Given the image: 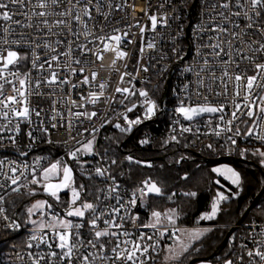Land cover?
Returning <instances> with one entry per match:
<instances>
[{
    "label": "snow or ice",
    "instance_id": "obj_1",
    "mask_svg": "<svg viewBox=\"0 0 264 264\" xmlns=\"http://www.w3.org/2000/svg\"><path fill=\"white\" fill-rule=\"evenodd\" d=\"M123 7L124 4H114L112 0H0V144L7 139L15 145L17 136L22 131L21 124L30 126L25 134L33 143L36 140L33 128L44 134L48 133L42 118L44 109L37 110L33 107L31 98L45 97L42 85L51 89L52 95L57 89L62 91L63 85L71 84L72 89H76L78 84L72 83L68 75L62 77L60 69L69 75L81 74L83 78L79 83L83 85L91 86V82L96 80L98 75L96 71L91 72V77L83 75L86 65L91 61L87 59L82 61L73 57L74 50H78L84 56L91 53L101 61L103 53L111 51L115 54L113 66L117 60L128 55L121 50V44L125 40L127 43L133 42L129 39L130 33L118 27L105 31L110 23L109 18L112 12ZM205 7L213 10L208 14L209 20L219 22L214 23L210 28L215 35L209 37V43L201 45L202 48H209L210 51L207 54L199 53L203 58V67L197 72L196 95L203 96V103L192 105L181 100L175 112L189 122L206 113L219 114L218 122L211 128V134L216 137L225 135L230 145L229 151H232L236 150V138L242 135L249 137L255 135L257 139L264 141V135L260 134L264 131L262 127L264 126V0H212ZM13 8L24 17L23 20L16 18ZM98 17L102 18L103 23ZM149 19L153 31L158 23L167 26L166 15L159 19L156 15H151ZM241 20L244 21L243 25ZM17 28L33 29V31L21 32L17 35ZM204 30L209 29L205 26ZM144 31L145 29L140 27L141 36ZM68 35L73 37L72 41L62 39ZM81 36H83V42H81ZM51 37L56 39L52 40ZM88 44H93L96 50L89 48ZM13 46L22 47L24 52L21 53L17 47ZM61 46L64 47L63 51L60 50ZM146 47L153 49L154 41H148ZM41 50L45 52V55H41ZM143 51L144 46L140 48V52L143 53ZM27 62L31 63V69L22 71V65ZM72 64L81 66L76 68L72 67ZM143 70L148 69L145 67ZM217 70L219 75H216ZM33 71L37 72V76L33 77ZM201 72H207V78L201 77ZM130 75L127 72L122 73L120 82L123 83L124 77ZM129 83L131 84V80ZM213 84L217 89L215 96H223V101L213 103L201 91L204 88L211 95ZM96 87L98 91H90L87 96H79L84 103L78 104L75 99H72V107H67L69 103L67 96L52 100V111L55 115L51 119L55 120L57 116L67 119V126L70 129L73 127V120L81 123V118L91 121L98 113L87 111L86 105L89 103L95 105L103 96L107 85L100 83ZM221 88L222 91L219 90ZM230 88L231 100L229 101ZM9 89L11 94H8ZM115 91L124 95L125 100L137 94L142 97L143 119H150L155 115L157 104L149 97L147 91L136 90L134 85L131 88L117 87ZM188 99L190 100L191 97ZM57 103L65 106L67 116L65 112L55 108ZM136 107L137 104L133 103L131 107H127V112H132ZM229 107L230 113L226 111ZM73 108L76 111H73ZM80 109L84 110L80 111ZM123 119L127 127L120 123L114 125L121 132L131 131L134 125L142 122L141 117L130 120L127 114L123 115ZM106 123L110 121L105 120L101 127ZM211 123L209 121V124ZM241 125H246L243 132ZM52 127H56V124H52ZM191 131H193L191 127L182 126L181 128L182 133ZM5 132L11 134L5 137L3 135ZM84 132H88L91 139L80 141L72 137L79 146L70 149L67 157L79 167L84 181L91 182L93 191H89L88 183L77 182L73 167L63 159L56 160L47 167H40L39 161L36 162L35 167L30 168L25 165L24 168L32 177L25 185H19L20 177L27 178L25 171H21L15 162H10L8 164L10 175L4 173L2 169L5 162L0 160V175L6 176L9 181L7 187L11 188L12 192L25 187L29 189L30 195H35L36 188L30 186L36 185L43 193L57 201H60L61 192L70 194L65 202L66 210L63 216L57 213L46 214L44 209L52 208L46 200L36 201L27 209L29 216L40 212L42 219L31 221L35 225V230L26 242V248L29 251L24 255L17 252L16 256L21 264H149V261L154 260L151 252L156 251L159 244V241L155 243H149V241L155 240L157 233L164 236L169 231L167 228L164 231L159 230L162 218L173 227L175 226V209L164 213L153 211V220L141 225L142 228L153 229V234L140 232L132 238L133 233L125 229L124 225L139 217L131 216L129 209L134 207L138 200L143 201L151 194L161 195L162 189L150 178L146 179L131 193L128 201L124 202L119 195L116 178L109 168L101 166L89 168L86 165L90 162L81 160L82 155H99L95 152L96 134L99 129L93 126L91 130L83 129L82 132H78V135H83ZM229 133L231 135H228ZM171 139L176 140V136H172ZM48 142L51 143V140ZM140 143L147 144L149 141L145 139ZM207 147L213 149L212 144H208ZM239 151L241 155H244L248 150L240 149ZM20 154L27 155V153ZM254 154L264 158V151L260 149H257ZM126 160L151 167L150 162L134 161L130 155L126 157ZM116 163L115 159L111 161L112 165ZM261 163L264 164V159ZM212 171L223 176L233 185H241V174L231 167H215ZM17 172H20L19 176L16 175ZM96 178H99L106 186L103 188L96 186ZM183 178L187 179V176ZM108 181L112 183L108 184ZM17 185L19 186L14 187ZM4 187L5 185L0 184V189ZM5 195L6 193L0 195V217L7 220L8 217L4 215L5 209L2 206ZM93 195L95 196L93 200L87 198ZM185 195L195 196L196 193ZM228 198L223 192H218L216 200L211 205L210 213L203 218L213 219L217 215L219 203ZM109 199H114L116 204L106 203ZM9 227L18 228L19 225L12 222ZM85 227L89 229L87 235H83L81 231ZM178 231L179 229H176L171 235L175 237ZM203 234L204 232L200 230L187 233L191 239H199ZM261 235H264V230ZM176 239L179 250L169 245L164 260L182 264L181 256L187 252L188 246L181 243L178 237ZM252 242L253 248H248L244 242L239 244V264H264V240L253 239ZM32 249L38 251H31ZM224 264H237V261L227 259Z\"/></svg>",
    "mask_w": 264,
    "mask_h": 264
},
{
    "label": "built area",
    "instance_id": "obj_2",
    "mask_svg": "<svg viewBox=\"0 0 264 264\" xmlns=\"http://www.w3.org/2000/svg\"><path fill=\"white\" fill-rule=\"evenodd\" d=\"M112 2L114 4H124V7L112 12L109 18L110 23L105 31H110L112 27H118L122 31L126 30L130 33L129 39L133 42L127 43L125 40L121 44V50L127 52L128 55L123 59L117 60L113 66L112 61L115 58V54L111 51L103 53V60L101 61L97 60L91 53H87L84 56L78 50H74L72 53L73 57L79 58L82 61L85 59L91 61V63L86 65L83 75L91 77L92 71L98 73L96 80L91 82V86L79 83L83 78L81 74L69 75L63 69L59 70L61 76L68 75L72 83L78 84L76 89H72L71 84H67L62 86V91L57 89L55 94L52 95L51 89L43 85L41 86L45 97L33 96L31 98L32 106L37 108V110L44 109L42 118L44 119V127L48 128V133L44 134L33 128V134L36 137L33 143L25 134L30 126L21 124L22 131L17 136L15 145L7 139L0 144V160L5 162L2 171L10 175L8 173V164L10 162H15L21 171H25L27 178L20 177L19 185L28 184V181L32 178L28 174V170L24 168L25 165H28L30 168L35 167L36 162L39 161L40 167H47L56 160L68 158L67 152L79 146L76 140L86 141L87 139H91L88 132H84L83 135H78V132H82L83 129L91 130L93 126L99 129V132L96 134L95 144V152L99 155H82L81 160L87 158L88 162H90L87 165L89 168L93 166L109 168L111 174L116 178V183L119 185V195L123 198L124 202L128 201L132 191L122 181V174H113L108 160L106 158L101 159L104 156L99 150V145L109 130L130 134L131 136H134L138 132L140 142L145 139L149 141L147 144L140 143L144 148H155L160 145L162 146L160 150H165L166 147L163 145L179 142V144L192 151L193 154H200L199 151L202 150L210 152L229 150L230 145L226 141L225 135L216 137L211 134V128L218 122L217 117L219 114L204 115L189 122L175 112L181 100L192 105L203 103V96L196 95L198 87L197 72L203 67V58L199 53L203 52L207 54L210 51L209 48H202L201 45L209 43V37L215 35L210 31V28L214 23L219 22L209 20L208 14L213 10L205 7V5L211 3L212 0H112ZM13 11L17 19H24L18 12H15V8H13ZM151 15H156L158 19L166 15L167 26L158 23L156 29L154 31L151 30V21L149 19ZM98 19H101V23H103L102 18L98 17ZM240 22L243 25L244 21L241 20ZM205 26L208 27V31L204 30ZM140 27L145 29L143 36H141ZM32 31L33 29L17 28V35L21 32L28 33ZM51 39L55 40L56 37H51ZM62 39L72 41L73 37L68 35L67 37H62ZM148 41H154L155 47L153 49L146 47ZM81 42H83V36H81ZM142 46H144L143 53L140 52ZM13 47H17L21 53L24 52L22 47ZM88 47L94 51L96 50L93 44H88ZM60 50L63 51L64 47L61 46ZM41 55H45L43 50H41ZM61 59L63 60L64 58L62 57ZM80 66L72 64V67L79 68ZM145 67L148 69L147 71L143 70ZM29 69H31L30 62L21 67L22 71ZM125 72L131 75L125 76L124 82L121 83V74ZM32 75L33 77L37 76V72L33 71ZM200 75L207 78L208 73L201 72ZM216 75H219L218 70ZM132 77H135V79H132ZM129 80H131V84ZM205 82L207 83V80ZM100 83H106L107 85L103 96L95 105L90 103L86 105L87 111H96L98 113L91 121L83 118H81L82 123L73 120V127L70 129L67 126V119H61L59 116L55 120L51 119L55 115V112L52 111V100L67 96L69 98L67 107H72V99H75L78 104L84 103V101L79 99V96H87L90 91H98L96 86ZM133 85L136 90L147 91L149 97L156 102L157 109L155 115L150 119H143L144 106L142 105V97L137 94L125 100L124 95L115 91L117 87L131 88ZM216 90L215 84H213V93L211 95L208 94L206 89H201L204 96H208V99L213 103L224 100L223 96H215ZM219 90L222 91V88ZM8 94H11L10 89L8 90ZM189 97H191L190 100L188 99ZM230 100L231 88L229 89ZM133 103L137 104V107L132 112H127V107H131ZM55 108L65 112V116H67L65 106L57 103ZM83 110L80 109V111ZM73 111H76V109L73 108ZM226 111L230 113L231 108L229 107ZM124 114H127L130 120L141 117L142 122L134 125L131 131L121 132L114 125L120 123L122 126L127 127L123 119ZM34 119L36 118L34 117ZM105 120H109L110 123H106L101 127V124ZM209 121L212 123L209 124ZM52 124H56V127L53 128ZM182 126L191 127L193 131L182 133ZM245 127L246 125H241L242 132ZM197 129H199V132H197ZM204 133L209 134L205 135ZM10 134L8 132L3 133L5 137ZM260 134L264 135V131H261ZM228 135H231V133ZM172 136H176V140H172ZM72 137H76V140H73ZM236 139V150H232L235 153L240 154V149H247V152L256 151L257 149L264 150V141L257 139L255 135L250 137L242 135ZM49 140H51V143L48 142ZM65 141H67V144H65ZM208 144H212L213 149H209L207 147ZM20 153H27V155H21ZM228 155L233 157L229 153ZM69 161L71 165L74 162L70 159ZM16 175L19 176L20 172H17ZM111 183V181H108V184ZM0 184L5 185L4 188L0 189V195L6 193L2 206L5 209L4 215L8 217L7 220L0 217V264H21L16 253L19 252L21 255H24L29 251L26 248V242L30 234L35 230V225L27 224V218L22 213L24 204L26 203L24 198L29 195V189L20 187L19 191L12 192L11 188L7 187L9 181L4 175H0ZM19 185L14 187H18ZM34 186L31 185L30 187L34 188ZM96 186L103 188L106 185L99 178H96ZM186 193L189 192L182 191L181 195ZM87 198L93 200L95 196ZM175 198L173 197V200ZM106 203L115 205L116 201L109 199ZM64 212L65 210L62 211L52 204L51 213L63 216ZM129 214L139 217V219L129 221L124 225L125 229L133 233L132 238H135L140 232L148 235L153 234V229L141 227V225L147 223L143 222L142 215L137 209V204L129 209ZM33 219L34 221H40L42 216L38 213ZM12 222H15L19 227H9ZM101 227H103L102 224ZM165 228L169 229V231L164 236H160L157 233L156 239L149 241V243L159 241L156 251L151 252L154 260L149 261V264L161 263L165 242L172 240V232L176 231V229L181 230L191 227L179 224L174 227L159 226L160 231H164ZM262 230H264V222H244L239 225L225 249L226 260L232 259L239 264V244L244 242L248 245V248H253V239L256 241L264 240V235H261ZM81 231L83 235H87L89 229L85 227ZM253 233H255L254 236ZM31 251L38 250L32 249ZM25 260H27L26 255Z\"/></svg>",
    "mask_w": 264,
    "mask_h": 264
},
{
    "label": "trees",
    "instance_id": "obj_3",
    "mask_svg": "<svg viewBox=\"0 0 264 264\" xmlns=\"http://www.w3.org/2000/svg\"><path fill=\"white\" fill-rule=\"evenodd\" d=\"M124 141H126V144L121 149ZM163 146L166 147L165 150H160L162 147L160 145L155 148H144L140 144L138 132L134 136H131L130 134L109 130L104 135L99 145V150L104 158L108 160L113 174H122V181L132 192L141 185L142 181L148 178L156 182L163 189V196L161 198L146 197L143 201H137V209L141 213L144 223L148 222L151 213L156 209H160L161 205L168 206L174 204V207H181L182 218L178 222L179 225L191 228L196 226H214L209 230L210 232L207 235L190 247L188 253L185 252L181 261L182 264H188L192 258L210 256L220 246L229 231L228 227L222 226L236 224L263 189L264 167H262L263 172H261L257 168L247 164L229 162L241 174V185L236 186L224 179L223 176L212 171L218 163L205 164L201 160L196 161L193 152L182 146V144H179V142ZM172 152V155H174L172 158L169 156L168 160H161L163 155ZM199 152L206 159L226 157L229 156V153L233 157H242L247 161L260 164L257 158L250 156L251 151L246 152L244 156L229 150L215 152L202 150ZM105 153L107 154L106 156ZM186 154H188V158L183 157ZM129 155L133 157L134 161L150 162L153 166L147 167L144 164L130 163L126 160V157ZM113 159L117 161L115 165L111 164ZM82 161L88 160L85 158ZM72 164L77 181L88 183L89 190H93L91 182L84 181L83 177H81L79 167L74 162ZM184 175H187V179L183 180ZM216 179L230 190L240 192L241 196L229 204L222 201L218 206V216L213 220H204L203 216L210 212L211 205L217 198V191L220 190L215 184ZM182 191L194 192L196 195H181ZM173 197L176 198L173 200ZM68 199V193L62 194L60 201L57 203L49 198L50 202H53L62 211L66 209L65 202ZM159 202L162 204L159 205ZM245 222H264V196L259 204L253 208ZM169 245H171V240L165 242L160 264H177L175 261L166 262L164 260ZM226 258V250H224L221 253V257L214 259L212 262L223 263Z\"/></svg>",
    "mask_w": 264,
    "mask_h": 264
},
{
    "label": "rangeland",
    "instance_id": "obj_4",
    "mask_svg": "<svg viewBox=\"0 0 264 264\" xmlns=\"http://www.w3.org/2000/svg\"><path fill=\"white\" fill-rule=\"evenodd\" d=\"M264 151V150H263ZM256 151H251V155L250 156H254L255 158H257L258 159V161H259V163H260V165L262 166V167H264V164H262L261 163V160L262 159H264V158H262V157H260L259 155H256V154H254ZM246 154V153H245ZM244 156V155H243ZM63 160H65V161H67L70 165H71V163H70V161H69V158H64ZM75 163V162H74ZM151 164V163H150ZM71 166H73V164L71 165ZM153 165L151 164V167H152ZM215 167H221V168H223V167H231V168H233L234 170H236L235 168H234V166L232 165V164H230L229 162H221V163H218V164H216L215 165ZM214 167V168H215ZM73 170H74V168H73ZM237 171V170H236ZM74 173H75V171H74ZM225 179V178H224ZM227 181H229V180H227ZM78 182V181H77ZM230 182V181H229ZM79 183V182H78ZM231 183V182H230ZM34 188H36V194L35 195H30L29 194V196H27L26 198H24V201H26V200H28V203H26V207L24 208V210L22 211V213L25 215V217L27 218V224H33V223H31V221H34V216L35 215H37L38 213H40V212H36L34 215H31V216H29V214H28V211H27V209L28 208H30L36 201H41V200H46V201H48L49 200V198H51L55 203H57V202H59V201H57V200H55L54 198H52V197H50V196H48L47 194H45V193H43V191L41 190V189H39V188H37V186L35 185L34 186ZM218 192H223V191H217V193ZM65 193H68V192H61L60 193V197H61V195L62 194H65ZM224 193V192H223ZM69 194V193H68ZM70 195V194H69ZM216 200V199H215ZM48 203L49 204H54L53 202H50V200L48 201ZM222 203V201L220 202V204ZM162 203L161 202H159V205H161ZM219 206V205H218ZM219 208V207H218ZM170 209H175V213H176V215H175V226L176 225H178V222L180 221V219L182 218V212H181V207H174V204H172V205H168V206H163V205H161V207H160V209H156L155 211H159V212H161V213H164V212H167L168 210H170ZM66 210V209H65ZM210 211H211V209H210ZM44 212L46 213V214H50L51 212H52V208L51 209H44ZM208 213H210V212H208ZM208 213H206V214H208ZM205 214V215H206ZM218 214H219V209H218V212H217V215L213 218V219H215L217 216H218ZM204 215V216H205ZM203 216V217H204ZM74 219V218H73ZM204 219V218H203ZM213 219H211V220H213ZM153 220V217H152V213H151V216H150V218H149V220H148V222L147 223H149L150 221H152ZM204 220H208V219H204ZM161 225H166V226H173V225H171V224H169L168 223V221L166 220V219H163L162 218V224ZM229 225H226V226H222V227H225V228H227ZM211 228H210V226H196V227H192V228H187V229H181V230H179L178 232H176V236L174 237H172V240H171V245L173 246V247H176L177 248V250H179V248H178V244H177V239H176V237H178L179 238V241L181 242V243H183V244H185V245H187L188 246V250L190 249V247H192L195 243H197L198 241H200L205 235H207L210 231ZM193 230H200V231H203L204 232V234L199 238V239H191L188 235H187V233L188 232H191V231H193ZM187 250V252L186 253H188L189 251ZM194 251H195V249H194ZM193 252V251H192ZM185 254V252L182 254V256H181V259H182V257H183V255ZM167 262H170V261H167Z\"/></svg>",
    "mask_w": 264,
    "mask_h": 264
},
{
    "label": "water",
    "instance_id": "obj_5",
    "mask_svg": "<svg viewBox=\"0 0 264 264\" xmlns=\"http://www.w3.org/2000/svg\"><path fill=\"white\" fill-rule=\"evenodd\" d=\"M204 115H212V114H207L206 113V114H203L202 116H204ZM197 118H199V117H197ZM197 118H195V119H197ZM125 144H126V141L123 142V144L121 146V149H123ZM193 155L195 156L196 161H200L201 160L205 164H216V163H221V162H239V163H243V164H247V165L253 166V167L257 168L258 170H260L261 172H263L262 168L258 164L254 163V162L240 160V159H237V158H234V157H230V156L220 157V158H217V159H204L198 153H194ZM217 181H219V180H217V179L215 180L216 186L218 188L222 189L223 191H225L228 194L229 198L224 201L226 204H229V203H231L233 201H236L241 196L240 192L236 193V192L230 190L227 186L222 184L220 181H219V183H217ZM162 196H163V189H162V194L161 195L151 194L148 197L161 198ZM263 196H264V187L261 190V192L256 196V198L253 200L252 204L248 207V209L243 214V216L239 219V221L236 224H234V225L229 227V231H228L225 239L220 244V246L217 247V249L215 250V252L213 254H211L210 256H207V257H195V258H192L189 261L188 264H196V263L202 262V261H213L216 258L217 259L220 258L221 257V253L226 249V247H227V245L229 243V240H230L231 236L233 235V233L237 230L239 225L243 224L246 221L247 217L249 216V214L251 213L253 208H255V206H257L259 204V202L262 200Z\"/></svg>",
    "mask_w": 264,
    "mask_h": 264
},
{
    "label": "flooded vegetation",
    "instance_id": "obj_6",
    "mask_svg": "<svg viewBox=\"0 0 264 264\" xmlns=\"http://www.w3.org/2000/svg\"><path fill=\"white\" fill-rule=\"evenodd\" d=\"M173 154V152L172 153H166L165 155H163V157H161V160L163 161V160H168V157L169 156H171V158L174 156V155H172ZM183 157H189L188 156V154H186V155H183ZM182 157V158H183ZM204 159H206V158H204ZM238 159H240V160H245L244 158H238ZM245 161H247V160H245ZM250 162H253V161H250ZM254 163H256V162H254ZM187 176V175H186ZM183 177H185V175L183 176ZM183 180H184V178H183ZM220 189V188H219ZM220 191H223L222 189H220ZM224 192V194L226 195V196H228V194L225 192V191H223ZM237 193V192H236ZM49 201V200H48ZM26 203H28V200H26ZM26 203L24 204V207H23V210H24V208L26 207Z\"/></svg>",
    "mask_w": 264,
    "mask_h": 264
},
{
    "label": "crops",
    "instance_id": "obj_7",
    "mask_svg": "<svg viewBox=\"0 0 264 264\" xmlns=\"http://www.w3.org/2000/svg\"><path fill=\"white\" fill-rule=\"evenodd\" d=\"M257 164V163H256ZM261 168H262V166L260 165V164H258ZM230 226H232V225H229L228 226V228L230 227ZM214 226H210V228H213ZM196 264H224V262L223 263H214V262H212V261H202V262H198V263H196Z\"/></svg>",
    "mask_w": 264,
    "mask_h": 264
}]
</instances>
